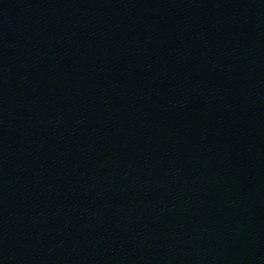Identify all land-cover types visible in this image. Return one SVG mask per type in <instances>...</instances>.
<instances>
[{
    "label": "water",
    "instance_id": "95a60500",
    "mask_svg": "<svg viewBox=\"0 0 264 264\" xmlns=\"http://www.w3.org/2000/svg\"><path fill=\"white\" fill-rule=\"evenodd\" d=\"M0 264H264V0H0Z\"/></svg>",
    "mask_w": 264,
    "mask_h": 264
}]
</instances>
